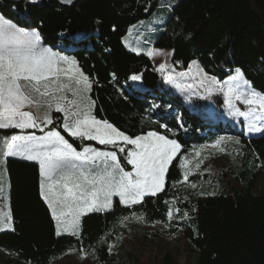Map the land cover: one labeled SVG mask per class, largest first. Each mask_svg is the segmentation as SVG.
<instances>
[{"label":"trees","instance_id":"1","mask_svg":"<svg viewBox=\"0 0 264 264\" xmlns=\"http://www.w3.org/2000/svg\"><path fill=\"white\" fill-rule=\"evenodd\" d=\"M156 6V0H78L68 8L52 0H0L5 20L38 30L43 45L76 61L91 85L93 117L130 138L155 132L175 140L181 149L168 166L163 191L132 207L113 198L110 211L83 217L78 238L55 233L40 195L38 165L6 159L12 229L0 232V264H53L73 252L87 255L94 264H133L135 258L118 262L117 256L119 226L130 217L153 226V231L143 232L148 240L182 235L187 250L197 256L196 264H264V192H253L264 165V133L241 139V151L217 194L203 192L189 203H177L174 220L167 217L175 199L173 187L183 178V155L215 143L224 131L220 122L204 115L201 103L187 109L164 91L162 73L153 69L146 55L124 48L121 39L129 26L147 18ZM170 24L172 30L152 45L172 51L176 70L184 71L195 61L205 74L223 81L234 69H249L264 85V0H180L171 9ZM134 75L139 79L133 80ZM242 76V86L264 93L253 76ZM215 102L218 118L221 103ZM60 123L54 120L43 130L59 132L76 151L88 147L116 152L121 166L130 169L122 144L100 145L73 137Z\"/></svg>","mask_w":264,"mask_h":264},{"label":"snow or ice","instance_id":"2","mask_svg":"<svg viewBox=\"0 0 264 264\" xmlns=\"http://www.w3.org/2000/svg\"><path fill=\"white\" fill-rule=\"evenodd\" d=\"M63 2L71 3V0ZM160 54L148 53L150 57ZM75 65V60L42 46L38 30H26L0 16V128L27 129L51 124L49 113L54 108L64 114L62 126L73 137L109 145L122 141L137 149L127 153L128 163L134 169L128 172L121 166L116 152H98L88 147L77 152L59 132L50 131L39 138L14 135L5 141V156H21L39 163L43 177L41 196L57 221L58 234L61 227L75 234L80 217L90 211L107 209L113 195L130 205L139 203L146 194L163 191L168 166L180 149L175 140L155 132L133 139L107 121L93 117L92 102L86 94L91 85ZM158 70L164 72L165 65L160 64ZM131 78L139 79L135 75ZM167 79L173 82L171 76ZM211 84L219 82L212 78ZM224 84L230 85L228 104L233 115L262 118L253 113L256 109L264 113V96L254 91L238 92V83L231 86L232 82L225 81ZM208 91L211 94V89ZM233 98L252 106L249 112L233 109ZM253 129L258 130L254 123L250 130ZM119 151L124 152V148L120 147ZM98 160L100 164L96 163ZM186 164L187 161L182 162L181 167ZM168 218H173L171 211ZM4 219L10 221L11 217ZM3 226L11 227V224Z\"/></svg>","mask_w":264,"mask_h":264},{"label":"rangeland","instance_id":"3","mask_svg":"<svg viewBox=\"0 0 264 264\" xmlns=\"http://www.w3.org/2000/svg\"><path fill=\"white\" fill-rule=\"evenodd\" d=\"M179 1L180 0H156L157 6L152 10L148 17L131 24L126 35L121 39L122 44L127 51L134 54L146 55L155 71L160 72L158 70L160 64L165 65L164 72H161L163 76L164 91H167L174 97L180 99L187 109L191 108L194 102L201 103L204 115L208 117L210 121L215 123L220 122V124L223 126L222 131H224V133L220 134L217 141H221V138L224 139L219 144H217L216 141L213 144L206 145L194 150L193 152L183 155L181 163L187 161V164L185 167H181L183 174L182 180L173 187L175 199L173 202L174 205L172 203L173 207L171 206L172 208L170 210L173 214L171 221H173L177 215L175 204L189 203L193 197L202 195L203 192L217 194L219 190L222 189L220 186L221 179L224 183L228 180V178L225 177L227 174L226 172L229 171L230 167L234 164L235 154L240 153L241 151V139L248 140L257 138L264 133V113H261L259 109H256L253 115L261 116V119H253L252 116H250L249 119H245L244 116L233 115L232 109H230L228 104V89L230 85H225V81L232 82L231 86H235V84L238 83V92H250L253 91L251 87L249 85L242 86V81H240V79L243 78L242 75H250L253 76L259 86L264 89V85L256 79L254 74L249 69L246 68L247 71L242 72L237 71L242 68L234 69L233 73L223 81H218L215 78L219 84L213 85L211 84V79L214 77L205 74L197 62L193 61L188 65L186 70L178 71L171 65L172 51L170 49L153 47V42L162 33H168L172 30L173 25L170 24L171 9ZM174 21L176 22V20ZM47 48L51 47L47 46ZM51 49L53 52L58 53L61 56H66L69 59H72L70 56L59 51L58 49ZM149 52H158L161 54L150 57L148 55ZM62 67L68 66L62 65ZM75 67L79 69L77 63ZM79 71L81 72L80 69ZM169 76L172 77V83L168 82L167 78ZM208 89H211V94H209ZM66 94L69 98H72L70 92ZM86 94L91 101L89 90ZM259 94H263L262 96H264V93L262 92ZM215 99L221 103V115L218 118H216L217 108L215 103L217 102H215ZM251 107L252 106L245 105L234 98L232 100V108L239 109L240 112L247 113ZM55 114H59L60 116ZM49 115L52 122L59 119L61 126L63 125L64 114L62 112H56L53 108ZM253 123L256 125V129L258 130H250ZM47 125L49 124H43V126ZM226 129H230L231 132H236L239 135H242V138L238 135H232L230 132H227ZM148 133L139 136H147ZM1 135L2 134H0V139L2 138L3 142L5 143L7 136ZM118 142L120 141H117V143ZM129 145L131 147H126L127 153L137 151L135 145ZM180 150L181 149H179L176 155L179 154ZM126 164L130 167L128 172H133L134 169L133 166L128 163L127 154ZM197 165H199V167H197ZM260 167L262 174L257 180L256 187L253 189L254 193L256 192L259 194L264 192V165ZM186 173L187 176L185 177ZM192 185H195V187H192ZM8 188V178L5 169H1L0 156V191L3 190L2 193H4V195L6 194V199L5 196L0 195V211L2 213H9L7 195ZM160 192H157L156 194ZM155 195L146 194L142 197L139 203L130 204L129 206H127L128 204H122L123 206L126 205L127 207L136 206L141 204L144 198L153 197ZM91 212L92 211L87 212L84 214V216L90 214ZM129 219V221L126 219L119 226L121 245L117 253L118 262H127L129 258H135V262L133 264H196L197 256L196 254L187 250L182 235L177 233L170 238L164 237L155 241L148 240L144 237L143 232L153 231V226L146 227L136 220V218L130 217ZM3 225L0 227L2 228L0 231L4 232L8 230L9 227H4ZM80 230L81 222L78 228V234L80 233ZM111 249L112 248H109V250ZM53 264H94V262L87 255L73 252L65 258L53 262ZM121 264L124 263L122 262Z\"/></svg>","mask_w":264,"mask_h":264},{"label":"crops","instance_id":"4","mask_svg":"<svg viewBox=\"0 0 264 264\" xmlns=\"http://www.w3.org/2000/svg\"><path fill=\"white\" fill-rule=\"evenodd\" d=\"M1 16V15H0ZM5 20V19H4ZM5 21H7V20H5ZM8 22H10V21H8ZM12 23V22H11ZM29 31H31V30H29ZM42 43V42H41ZM42 46H44V47H47V46H45V45H43L42 44ZM93 108H94V103H93V101H92V105H91V115H92V112H93ZM101 121V120H100ZM48 126V125H47ZM47 126H43V124H41V126L40 127H35V128H27V129H17V128H0V134H2L1 136H4V135H6L7 136V139L6 140H10V138L12 137V136H14V135H24V136H34V137H37V138H39V137H42V136H46L50 131L51 132H56L55 130H47V131H44V130H41V128L43 129V128H45V127H47ZM5 130H16V131H18V133H16V134H14V135H10V134H6V133H4L3 131H5ZM26 131H32V132H30V133H27ZM37 132H40L39 134H36ZM68 133V132H67ZM88 140V139H87ZM91 141H93V142H95V143H97V144H100L98 141H96V140H91ZM117 144H122L123 145V147L124 148H126V147H128V148H130L131 146L129 145V144H126V143H124V142H122V141H120V142H118ZM100 145H109V144H100ZM94 150H96V149H94ZM97 150H100V149H97ZM6 151V148H5V143L3 142V139L1 138L0 139V156H1V169H5V161H6V159H14V160H20V161H25V162H29V163H36L37 165H38V168H39V179H40V182H39V188H40V195H41V181H42V179H43V177L41 176V174H40V165H39V163L37 162V161H35V160H26V159H23L21 156H5L3 153ZM83 150H81V151H77V152H82ZM98 152H112V151H108V150H102V151H98ZM96 163L97 164H100V161L98 160V161H96ZM101 167H102V164H101ZM2 191L3 190H1L0 191V195L1 196H5V199H6V194L4 195V193H2ZM7 195H8V209H9V213H6V212H4V213H2L1 211H0V227H2V225H3V223L5 222V223H10L11 224V227H9L8 228V230H6V231H10L11 229H12V223H11V220L10 221H6L4 218L6 217V216H10V208H9V188L7 189ZM1 196H0V198H1ZM118 198L119 199V201H120V198H119V196L118 195H113L112 197H111V204H112V200H113V198ZM41 198H42V200L45 202V200L43 199V197L41 196ZM1 200V199H0ZM121 203V202H120ZM45 204H46V206L48 207V205H47V203L45 202ZM121 205L123 206V204L121 203ZM127 206H129V205H127ZM126 205L124 206V207H127ZM48 209H49V207H48ZM111 210V205H110V207H108L107 209H104V210H101V211H99V213H106V212H108V211H110ZM49 212H50V214H51V217H52V213H51V210L49 209ZM91 213H98V211H92ZM90 213V214H91ZM83 216L84 215H82L81 217H80V222H81V220L83 219ZM52 219H53V217H52ZM53 222H54V227H55V233L57 234V235H59V236H73V237H75V238H78V230H77V232L75 233V234H73L71 231H64L63 230V228L61 229H59V234H58V225H57V221L56 220H54L53 219ZM0 232H3V231H0Z\"/></svg>","mask_w":264,"mask_h":264},{"label":"water","instance_id":"5","mask_svg":"<svg viewBox=\"0 0 264 264\" xmlns=\"http://www.w3.org/2000/svg\"><path fill=\"white\" fill-rule=\"evenodd\" d=\"M77 1L78 0H71V3H65L63 2V0H52V2L58 3L61 7H66V8L73 6L74 4L77 3Z\"/></svg>","mask_w":264,"mask_h":264}]
</instances>
